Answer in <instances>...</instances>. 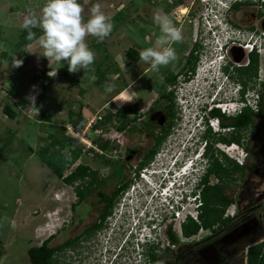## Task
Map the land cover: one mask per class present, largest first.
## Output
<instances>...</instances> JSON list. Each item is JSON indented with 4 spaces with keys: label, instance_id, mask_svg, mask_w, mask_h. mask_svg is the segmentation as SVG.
Masks as SVG:
<instances>
[{
    "label": "rangeland",
    "instance_id": "374dc122",
    "mask_svg": "<svg viewBox=\"0 0 264 264\" xmlns=\"http://www.w3.org/2000/svg\"><path fill=\"white\" fill-rule=\"evenodd\" d=\"M232 1L235 0H221V3L217 0H79L85 19L90 17L92 7L98 3L114 25L111 34L103 41L92 36L85 38L95 53V60L84 75L83 70L69 73L64 62L49 64L47 58L38 54L43 53L38 40L28 49L17 46L23 19L29 15L38 18L46 0H0V264H31L29 250L39 246L41 240L52 234L61 222L71 218V206L80 204L76 188H85L90 180H77L73 186L66 184L41 160L39 154L43 150L52 154L60 152L69 160L64 177L78 166L87 165L100 180L105 181L102 186L92 187L88 199L81 201L84 205H80L74 215L76 219L84 220L96 217L94 213L100 203L99 192L105 190L111 193L121 183L115 176L118 171L120 178V167L125 166L129 156L125 154L127 144L121 140L117 130L121 124L116 117L118 109L137 103L143 116L158 95L168 90L165 78L169 69L183 67V56L195 43L197 33L204 52L197 77L179 89V98L183 102L178 108L184 119L182 117L178 122L179 131L175 136L178 140L172 144L175 157L180 155L178 149L182 146L179 144L186 135V129L196 126V115L193 114L202 115L199 105L235 98L232 110L241 108L242 105L237 102L239 93L233 91V86L227 85L226 79L223 86L220 84L222 92L216 96L218 79L226 77L211 62L215 47L220 49V46H225L224 53L227 43L233 38L242 39L247 44L253 34L236 32L231 26L228 20L231 12L225 14L223 11L224 6ZM241 1L248 5L239 9V16L246 24L254 23L262 3L259 0ZM157 9L170 15L182 39L170 45L175 49L176 59L159 70H153L150 64L140 59L134 62L128 58L127 52L133 49L139 53L154 46L160 36L159 28L153 22ZM262 9L264 11V7ZM243 29L247 30L246 27ZM245 51L248 52V49ZM258 55V76L250 85L247 104L258 112L257 102L262 97V116L255 119L245 135L247 139L251 138V150L243 160L246 178L237 176L228 190L236 203L228 208L225 218L230 217L234 221L216 232L202 230L187 240H181L179 220L171 223L180 241L173 253L165 255L171 264H240L243 251L252 240L250 237L264 228V43ZM236 56L242 58L243 53L236 50ZM16 60L23 61L20 67L14 66ZM98 71L104 74L100 84L89 78L96 76ZM235 80L240 79L235 76ZM33 85L36 86V109L30 110L26 97L33 92ZM164 105L163 101L156 106V115L164 111ZM188 106L192 108L190 113L185 109ZM5 109L14 110L17 118L8 117ZM106 117H111V120ZM211 124H216L214 128L218 129L217 120H211ZM133 139V142L141 143L145 136L141 131ZM103 144L107 145L108 152L102 149ZM221 147L222 151L232 147L230 154L243 159L239 154L242 145ZM163 149L165 151L159 155L153 169H162L172 160V157L164 156L172 150L171 147L165 145ZM78 151L80 157L75 159L74 154ZM225 156L231 158L224 153L223 160ZM139 159L132 161L134 169L124 167L126 173L123 180L134 177ZM142 178L138 179L129 194L116 200L121 206H137L136 213L140 216L144 211L146 214L145 209L164 206L158 200L161 199L159 193H150L146 184L148 180ZM213 182L217 180L213 179ZM86 204L89 206L85 207ZM89 207L95 208V212L90 214ZM185 209L186 212L181 210V216L194 212L193 204L186 205ZM169 213L166 210L163 216ZM171 220L168 218L165 223L169 224ZM165 227L163 225L155 235L161 247L168 245ZM258 234L263 235L264 231Z\"/></svg>",
    "mask_w": 264,
    "mask_h": 264
},
{
    "label": "flooded vegetation",
    "instance_id": "af4514ba",
    "mask_svg": "<svg viewBox=\"0 0 264 264\" xmlns=\"http://www.w3.org/2000/svg\"><path fill=\"white\" fill-rule=\"evenodd\" d=\"M247 5L248 3L241 2L239 8L234 7L228 20L236 32H253V34L249 36L248 42L252 41L255 37L256 40L260 39V41H262L264 40V32H262V30H264V11L262 9L264 4H262L261 9L257 12L255 22H252L251 24H246L245 20L239 16V9ZM244 27H246L247 30L243 29ZM196 37L195 43L183 56V67L179 70H174L173 67H171L172 65L170 66L169 73L165 78V84L167 85L168 90L158 95L151 106L143 112V116H141V110L137 103L123 106L118 109L117 114L125 108L124 113L117 118L121 121L120 126L127 125L123 130H118L120 132L121 140L127 144L126 148L128 152L126 151L125 154H128L129 156L125 161V166L129 169L132 167L134 169L132 161L140 158L138 161V167L135 168V175L130 179L123 180L126 170L124 168L125 166L120 167L122 173L120 178H118V181L121 183L117 185L111 193L101 190V192L104 195H107L108 198L97 205L95 204L98 206L96 207L97 209H92V206L88 208V211H91L90 214L93 213L92 211H97L94 213L96 217L85 220L76 219L74 215L76 214L78 207L84 204L80 202V204L76 203L71 206V218L61 222L60 225H58V228L47 238L41 240L39 246H37V248L40 249L42 256L48 255L50 257L48 264H111L117 256L123 260L127 254L133 251V246L128 242V239L130 238L134 227L133 220L135 214L129 205L121 206V203L116 202V200L120 197L122 199L135 188V185L140 178V173L158 160L159 155H161V153L163 154L165 151L163 149L165 145L170 146L172 150H167L168 153L164 154V156L167 155L173 158L174 153H176V151L174 152L175 147L172 144H175L178 140L175 138L176 132L179 131L178 122L181 121L182 117L184 119V116L180 115L178 108L180 102H183V99L179 98V89L181 88V85L189 84L197 77L196 72L198 66H200L201 56L204 52L201 44L198 42V33ZM238 46L245 49L246 43L242 39L233 38L226 46L225 55L231 63L232 52L230 50H232L233 47ZM253 52L259 54V51H250L248 55V65L237 66L232 63L233 65L229 69V72L232 70L231 75L234 78L237 76L235 75L236 72L234 67L243 68L249 66L250 54ZM238 78L240 80L237 81V83H239L242 88L238 100V103L242 106L239 110H232V107L236 102L235 98H227L225 102L226 108H229L230 110L228 109L226 113L214 108L213 105L209 106L210 102H204L199 107V112L202 115L206 114L205 120L207 122L214 119L219 122L218 131L204 128L199 134L201 135V148H203V151L206 153L210 162L216 159L220 162H224L225 159L223 160L222 157L225 152L222 151L221 145H242L245 158L249 153L247 149L251 150V138L247 139L245 137L251 126L248 128H241L239 131L235 127L236 117L244 114L245 110L249 107L247 102L251 84H247L246 80L243 81L239 74ZM163 101L165 102L164 111L159 115H156L158 114L156 106ZM185 109L189 111V113L190 110H192L190 106ZM219 112L220 114H218ZM130 115H132L131 119L128 118ZM141 131L143 132V136H145L144 141L141 143L133 142V137ZM192 132V128L186 129V135L181 140V144H179L180 147L190 140ZM237 135L241 137V143H229L230 141H233ZM122 147H124V145H122ZM117 173L119 172L117 171ZM120 187L124 188L117 193V190ZM86 206L88 207L89 204H86L85 207ZM117 206H120V208H117ZM165 226L168 245L165 247H161L160 244L152 246L150 249L151 254L165 257L166 254L173 253L174 249L178 248L179 243L172 245L173 248H171V241L169 240L168 231L173 225L166 223ZM180 237L181 240L186 239L183 235Z\"/></svg>",
    "mask_w": 264,
    "mask_h": 264
},
{
    "label": "clouds",
    "instance_id": "9594fccd",
    "mask_svg": "<svg viewBox=\"0 0 264 264\" xmlns=\"http://www.w3.org/2000/svg\"><path fill=\"white\" fill-rule=\"evenodd\" d=\"M217 1L221 3V0ZM241 2V0L230 2L228 5L224 6L225 10L223 12L225 14L231 12L234 6ZM259 2L264 4L262 0H259ZM41 12L42 14L38 18L29 15L23 19L22 26L23 29L27 31L26 39L29 41L38 39V44L43 49L42 55L40 53L38 54L47 58L49 64L51 62L57 64L64 62L67 64L69 73L75 74L83 70L84 75L87 74L90 66L94 63L95 53L89 48L85 38L87 36H92L97 38L98 41H103L108 37L114 27L111 17L101 11V6L97 3L92 7L90 17L85 19L82 16V7L79 0H46ZM153 22L159 28L160 36L155 41L154 46L147 47L139 52V59L144 63L150 64L153 70H159L161 66H167L176 59L175 49L170 45L181 41L182 35L170 15L165 13L162 9H157L154 12ZM37 28L41 33L38 38L33 31V29ZM263 43L264 40H256L255 37L249 44H246L245 49L250 50L248 45H251L253 46L252 50H250L251 52L255 50L260 53ZM223 48H225V46H220V49L218 48L219 50L215 47L212 53V55L214 54L211 60L212 64L214 63L219 73L226 77L218 79L219 84L216 85V96L220 95V92L223 90L222 86L225 83L224 79H226L227 85L233 86V91H237L240 95L242 88L231 75L232 70L229 72V69L234 63L232 62V64L224 54L225 52L223 53ZM22 63L23 61L16 60L13 64L15 67H20ZM48 75L50 76V72ZM89 78L95 81L94 75ZM220 84H222V86ZM32 89L33 92L26 97L30 104V110L36 109V94H34L36 86L33 85ZM224 91H226V89H224ZM216 99L215 97V100ZM212 105L223 113L227 111L226 103L223 99H219L217 102L211 101L209 106ZM193 115H196V126L192 129L193 132L190 140L180 149V155L176 157L174 155L175 158L173 157L169 165L162 169H153L154 164H152L140 173L141 180L143 179L142 177L148 180L146 184H148L147 186L150 193L153 191L159 193L161 199L158 197V200L162 201L161 194L164 193V191H166V193L171 192L170 195H167L169 204H173L177 206V208L180 207L177 203V197L182 196L181 202L186 203L189 196L195 195L197 189L202 186V181L211 166L209 158L206 153H204L203 148H201V135H199L201 130L208 128L218 131L219 129L218 120V129L216 130L214 128L216 124L212 125L211 121L207 122L205 120L206 114L199 115L197 113ZM194 179L195 181H193ZM171 182L174 183L172 186L170 185ZM152 188L154 190H152ZM137 209V206L132 208V211H135V218L133 220L134 227L128 242L131 243L133 247L136 244L139 245L143 250L142 253L145 259L149 262L150 249L152 246L159 244V241H154V239H152V235H154V238H157L155 235L160 231L162 226L166 224L165 221L174 214H172L168 204L152 210L145 209L146 214H144V211L141 216L136 213ZM166 210H169L170 213L163 216ZM147 230L148 232H146ZM117 260H121L119 256H117L111 264H115Z\"/></svg>",
    "mask_w": 264,
    "mask_h": 264
},
{
    "label": "trees",
    "instance_id": "16d2710c",
    "mask_svg": "<svg viewBox=\"0 0 264 264\" xmlns=\"http://www.w3.org/2000/svg\"><path fill=\"white\" fill-rule=\"evenodd\" d=\"M240 3H238L235 8H239ZM36 33L37 38L39 37L40 30L33 29ZM27 31L22 30L20 37L17 42V46L22 49H28L33 43H35L38 39H33L29 41L26 39ZM3 56H6L4 54ZM128 58L133 60L134 62L139 61V53L135 50L131 49L127 52ZM235 68V75L242 78V80H246L247 84H251L253 81L257 79L258 71H259V55L255 52L250 54V65L243 68ZM104 74L101 71H98L95 76V82L100 84ZM262 101L263 98L259 97L257 102L258 112H255L252 108L248 107L244 114L236 117L235 119V127L239 131L241 128L252 126L257 117L262 116ZM125 108L120 111L119 114H116L118 118L121 114H123ZM5 114L11 119L17 118V113L11 109H5ZM220 114V112L218 113ZM107 120H111V117H106ZM224 124V123H223ZM127 125L117 127V130H123ZM236 142L241 143V137L237 135L230 141L229 143ZM102 149L106 152L107 145L103 144ZM250 152L249 149H247ZM41 160L53 171V173L64 180V182L70 186H73L77 180L90 179L88 184L85 185V188L79 187L76 188V194L79 198V201H85L88 199L89 194L92 192V187L96 185L102 186L105 184L104 180H100L98 178V174L92 171L87 165H80L76 168L74 172L64 177V172L66 167L70 164L69 160L64 157L60 152L52 154L49 150H43L39 154ZM80 157V152L74 154V158L78 159ZM213 157V155H212ZM211 166L208 170V173L204 177L202 181V189H201V199L202 206L199 213V222L189 218L186 223L182 224L181 230L184 238L190 239L192 237L197 236L202 230H210L217 231L218 228H224L230 226V222L234 221L233 218L227 217L225 218V213L230 206L236 203L234 197H231L228 194V190L230 188V184L234 183V179L237 176L245 177L247 175L246 167L240 165L236 160L232 158H228L225 156L224 162H220L218 159L210 162ZM118 174V173H117ZM116 174L115 178L118 179V175ZM246 178V177H245ZM217 180V182H213ZM125 187V186H124ZM124 187H120L117 190V193ZM100 202L105 201L108 196L104 195L101 191L99 192ZM169 240L172 245L178 244L180 241L178 239L177 232L174 230L173 226L169 229ZM29 259L31 264H48L50 261V257L48 255H41V251L39 248L34 247L31 248L28 252ZM150 255L151 264H168L172 263L171 261L166 260L165 257L157 256V254ZM42 257V258H41ZM174 264V263H173Z\"/></svg>",
    "mask_w": 264,
    "mask_h": 264
},
{
    "label": "built area",
    "instance_id": "2783aa9c",
    "mask_svg": "<svg viewBox=\"0 0 264 264\" xmlns=\"http://www.w3.org/2000/svg\"><path fill=\"white\" fill-rule=\"evenodd\" d=\"M262 1H264V0H262ZM248 46L250 47V50H252L253 46H251V45H248ZM255 107H257V106H255ZM255 111H257V110H255ZM230 149L232 150V147L223 149V151L229 157H231L232 159L236 160V162H238L240 165H243V160L245 159L244 151L240 150L239 154L243 158V159H241V158L233 157L230 154ZM193 181H195V179ZM173 184L174 183H172V182L170 183L171 186ZM201 189H202V186L197 189L195 195L188 197V201L186 203H182L181 202L182 196H178L177 197V199H178L177 203H178V205H180L179 208H177V206H174L173 204H169V200L167 198V195H170L171 192L166 193V191H164V193L161 194L162 195V204L163 205L168 204L169 205V209L171 210L172 214H174L171 217L172 220L170 221V224L173 223L174 221H178L179 220V224H180V228H181L182 224L186 223L189 218H192L193 220L199 222V213H200L201 206L203 204L202 203V199H201ZM185 204L186 205L193 204L194 212H188L184 216H181V212H182L181 210H183V211L185 210V212H186V209H185L186 205ZM153 239H154V241H159L158 238H153ZM142 251H143L142 248H140V246L136 244L133 247V251L132 252L127 254L123 260H117L115 264H145V263L146 264H151L150 261L148 262L145 259Z\"/></svg>",
    "mask_w": 264,
    "mask_h": 264
},
{
    "label": "crops",
    "instance_id": "0c3cea01",
    "mask_svg": "<svg viewBox=\"0 0 264 264\" xmlns=\"http://www.w3.org/2000/svg\"><path fill=\"white\" fill-rule=\"evenodd\" d=\"M264 231V228L258 230ZM252 235V240L243 251V258L240 264H264V234Z\"/></svg>",
    "mask_w": 264,
    "mask_h": 264
},
{
    "label": "water",
    "instance_id": "95a60500",
    "mask_svg": "<svg viewBox=\"0 0 264 264\" xmlns=\"http://www.w3.org/2000/svg\"><path fill=\"white\" fill-rule=\"evenodd\" d=\"M236 50H238V52L243 53L242 58H239L238 56H236ZM245 50H247V49H245ZM245 50L241 46H238L237 48L233 47V49L231 50V52H232L231 60L235 65H238V66L248 65V63H249L248 55H249L250 51L248 50V52H246ZM238 55H239V53H238Z\"/></svg>",
    "mask_w": 264,
    "mask_h": 264
},
{
    "label": "bare ground",
    "instance_id": "6f19581e",
    "mask_svg": "<svg viewBox=\"0 0 264 264\" xmlns=\"http://www.w3.org/2000/svg\"><path fill=\"white\" fill-rule=\"evenodd\" d=\"M183 13H185V10L183 9ZM210 69L212 70L213 68L210 67Z\"/></svg>",
    "mask_w": 264,
    "mask_h": 264
}]
</instances>
